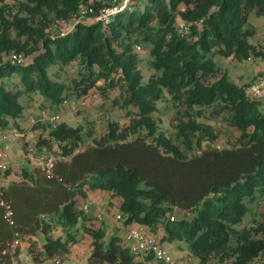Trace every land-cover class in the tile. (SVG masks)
I'll return each mask as SVG.
<instances>
[{
	"label": "trees",
	"instance_id": "16d2710c",
	"mask_svg": "<svg viewBox=\"0 0 264 264\" xmlns=\"http://www.w3.org/2000/svg\"><path fill=\"white\" fill-rule=\"evenodd\" d=\"M117 4L123 0H17L12 12L0 1L1 131L24 117L25 96L55 109L95 88L118 95L113 103L127 122L110 121L100 137L66 123L35 124L36 149L67 161L57 162L51 178L36 168L0 187L16 223L9 226L0 209V264H18L23 253L33 264L64 262L82 235L91 240L88 264L156 262L132 254L119 236L108 239L84 212L96 193L109 195L127 227L163 231L161 243L186 242L198 264H264V220L239 228L264 198V98L252 100L250 85L232 82L215 62L264 56L249 23L252 13L264 16V0H133L110 25L95 22ZM180 22L191 25L187 34ZM138 44L150 48L149 78ZM14 54L32 61L13 66ZM78 62L83 73L72 78L66 69ZM162 103L175 113V138L160 130ZM210 111L240 134L233 145H208L212 128L200 119ZM16 233L21 246L11 254Z\"/></svg>",
	"mask_w": 264,
	"mask_h": 264
},
{
	"label": "rangeland",
	"instance_id": "374dc122",
	"mask_svg": "<svg viewBox=\"0 0 264 264\" xmlns=\"http://www.w3.org/2000/svg\"><path fill=\"white\" fill-rule=\"evenodd\" d=\"M3 2L4 6H10L9 10L15 11V5L17 0H0ZM8 12V10L6 11ZM118 13V14H117ZM113 16L116 17L120 13L117 12ZM112 18V20H114ZM85 19H82L84 21ZM252 30L254 31V37L251 43L260 49L264 53V16H258L256 13H252L249 19ZM184 23L180 22V26ZM141 48L140 51L137 47ZM134 52L137 54L140 60V68L146 78L153 75L151 65L152 58L150 56V48L145 44H138L134 46ZM25 61L29 64L32 59L30 57H25ZM215 62L217 66L223 71H226L229 79L238 85H247L251 80L259 79L261 76L260 70L264 69V56L262 58L252 57L248 61L237 62L232 59H226L224 57H216ZM83 65L81 62L72 65V68L66 69L68 75L72 78H80L79 72L83 73ZM264 71V70H262ZM258 77V78H257ZM19 76L14 74L12 76V81H18ZM98 86H104V82L101 81L97 84ZM118 97L114 91H99L97 88L93 89L89 96L87 97H77L67 99L66 101L70 103L71 106L77 108L75 111H70V109L63 107V110L58 106L57 108H51L49 102L37 95L25 96L22 99V105L25 108L24 117L18 120V124L22 127L31 126L32 120H41L43 118V111H48V113H60L62 118V123H66L72 128H80L83 133L89 132L92 137H100L107 132L108 124L110 121H119L122 126L127 124L126 120L123 119L124 113L119 109V106L114 105V100ZM168 104L162 103L160 105V112L157 115L160 130L166 133L167 136L175 138L176 136V125L175 113L169 111ZM57 111V112H56ZM208 112L205 118L200 119V122H205L206 125L212 128L211 135L207 138V143L210 147L214 148H224L229 145H233L236 139L239 138L240 134L233 129L223 118L220 116L218 119L214 116L213 118ZM14 127L19 128L18 125L14 124ZM29 138V136H28ZM36 139V138H35ZM37 140V139H36ZM28 143L35 145V140H27ZM27 141H16V142H5L0 139V147L6 149L7 157L10 166V175L5 176L4 172L0 171V187L9 186L12 182H18V169L32 170V166L29 164L30 159L25 152L23 145ZM197 154H201L198 151ZM36 160V159H34ZM96 199L98 196L95 197ZM116 212L111 216L110 212L106 211V215H102L103 221L98 218V226L101 225L103 229L107 231V238L111 239L112 231L117 227L121 228L119 237H124V229L126 227L125 223L117 220L116 216L117 206H112ZM96 209L99 211V206H97L90 215H96ZM178 218L182 215L176 213ZM110 218H109V217ZM253 219L258 221L264 220V198L261 197L258 201L253 204L250 213L244 218L243 223L239 228L246 227L249 222ZM160 237H163V232H159ZM43 238V237H42ZM89 238L84 237L82 239L83 245H88ZM163 248L172 257L174 264H198V260L195 257H191L188 250V244L186 242H181L178 240H173L172 243L165 241L162 243ZM89 255H85L81 260L75 257H69L66 259L67 264H88ZM142 257V256H141ZM142 259V258H141ZM160 262H152L151 264H159ZM19 264H31V258L27 254H22L19 259Z\"/></svg>",
	"mask_w": 264,
	"mask_h": 264
},
{
	"label": "built area",
	"instance_id": "2783aa9c",
	"mask_svg": "<svg viewBox=\"0 0 264 264\" xmlns=\"http://www.w3.org/2000/svg\"><path fill=\"white\" fill-rule=\"evenodd\" d=\"M133 0H123L122 5H115L112 8H109L105 11H103L98 17L95 18V22H103L106 25H110V22L113 18L112 15L115 13L123 12L129 4ZM90 13H92V10H90ZM85 14V12H84ZM118 14V13H117ZM203 22L195 23L197 26H202ZM191 25L184 24L181 26V32L182 33H188L190 31ZM62 36H64V33L66 30L62 31ZM137 50L140 51L141 48L138 46ZM10 61L13 66H22L26 63L25 57L23 55H17L14 54L11 56ZM1 83V78H0ZM248 95L252 100H261L264 98V74L263 76L255 83L251 84L248 89ZM63 107L70 109V111H75L77 108L73 107L68 103L67 101H64L61 109L63 110ZM43 121L48 123L53 129H57L60 124L62 123V118L60 113H48V111H43ZM36 121L33 120V123ZM2 138L7 142H12L16 139H21L24 141L28 140V135L26 132L14 128L8 131H2L1 132ZM28 142V141H27ZM26 150L28 152L27 156L30 159H36L39 164V168L44 172V174L51 178L53 177V172L55 169V166L58 161L66 162L67 158L65 156L60 155H52L47 150H44L42 152H39L35 145L28 144L26 147ZM7 151L8 149H4L0 147V171L7 172L10 169L9 161L7 157ZM92 207V204H86L84 206V212L88 213ZM0 209L3 210L4 213V220L6 223L11 227H16V223L14 220V211L12 208V204L5 200L2 197V194L0 193ZM117 220L121 221L122 216L121 214H117L116 216ZM20 235L16 233V240L11 246L10 253H15V250L21 246V240L19 239ZM161 237L158 235L152 234L147 228L138 226L130 228L125 235V243L128 245L130 252L134 255L140 256V255H149L152 254L155 256L156 260L159 261L162 264H174L172 257L168 254V252L163 248L161 243ZM47 264H64L61 259H54Z\"/></svg>",
	"mask_w": 264,
	"mask_h": 264
},
{
	"label": "crops",
	"instance_id": "0c3cea01",
	"mask_svg": "<svg viewBox=\"0 0 264 264\" xmlns=\"http://www.w3.org/2000/svg\"><path fill=\"white\" fill-rule=\"evenodd\" d=\"M262 70H264V69H262ZM262 70H260V74L262 75V73L264 72V71H262ZM262 77V76H261ZM260 77V78H261ZM258 78V77H257ZM259 78V79H260ZM258 79V80H259ZM257 79H253V80H251V81H249L247 84H249V85H251V84H253V83H255V82H257L258 81ZM73 112V111H72ZM34 120V119H33ZM33 120H32V122H31V126H25V127H22V125H20V124H18L19 125V128L18 129H20V130H23L24 132H26L27 133V135L29 136V140H31V139H34L35 140V142L37 141L36 139L40 136V134H41V131L40 130H35L34 129V126H35V124L36 123H39V122H44L43 121V118L41 119V120H38V121H36V120H34V121H36L35 123H33ZM44 123H46V122H44ZM14 124H16L14 121H11V120H9V125H8V127H6L3 131L5 132V131H8V130H11V129H14V128H16V127H14ZM17 125V124H16ZM1 130H0V139H1V141H3V143H5V142H7V141H5L3 138H2V135H1ZM36 138V139H35ZM16 141H24V140H21V139H16V140H13L11 143H13V142H16ZM23 147H24V145H23ZM2 148V147H1ZM6 149H8V148H6ZM29 160V164L32 166V170H34V169H36V168H39V164H38V161L37 160H33V159H28ZM9 161V160H8ZM32 170H25V169H18V171H17V174H18V178H19V180H20V175L24 172V171H29V172H31ZM18 180V181H19ZM13 183V182H12ZM6 187H7V185H6ZM96 196H98V198L96 199L95 197ZM110 198H109V195L107 194V193H96V194H94V195H92L91 196V198H90V200H88L87 202H86V204H92V207H91V209H90V211L88 212V215L89 216H91V217H97V218H99L101 221H103V219H102V215H106V211H108V212H110V215L111 216H113L114 215V212H116L115 211V209L110 205ZM85 204V205H86ZM84 205V206H85ZM97 206H99V211H98V209H96V212H97V214L96 215H90L91 214V212L97 207ZM84 208V207H83ZM109 217V216H108ZM110 218V217H109ZM99 222H97V224H98ZM99 227V226H98ZM100 227H101V225H100ZM130 228H133V227H125V229H124V237H120V238H122L123 240L125 239V235H126V232L130 229ZM122 229L121 228H115L111 233V235L112 236H119V234H120V231H121ZM161 232H163V231H161ZM163 234H164V232H163ZM84 237H88L89 238V243H88V245H83L82 244V239L84 238ZM90 252H91V240H90V237L88 236V235H82L81 236V239H80V243L78 244V245H76L74 248H73V250H72V253H71V255L69 256V257H75L76 259H78V260H81L82 258H84V256L87 254V255H90ZM69 257H67V258H69ZM142 257H140V259H141ZM64 264H67V261L65 260L64 262H63ZM15 264H17V262L15 263ZM19 264V263H18ZM31 264H33L32 262H31Z\"/></svg>",
	"mask_w": 264,
	"mask_h": 264
}]
</instances>
